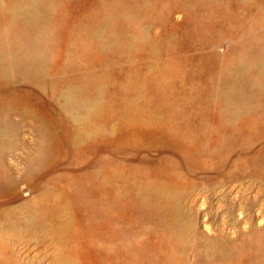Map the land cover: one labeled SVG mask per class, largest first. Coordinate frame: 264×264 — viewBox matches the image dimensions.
I'll return each mask as SVG.
<instances>
[{"label": "rangeland", "instance_id": "rangeland-1", "mask_svg": "<svg viewBox=\"0 0 264 264\" xmlns=\"http://www.w3.org/2000/svg\"><path fill=\"white\" fill-rule=\"evenodd\" d=\"M0 264H264V0H0Z\"/></svg>", "mask_w": 264, "mask_h": 264}]
</instances>
